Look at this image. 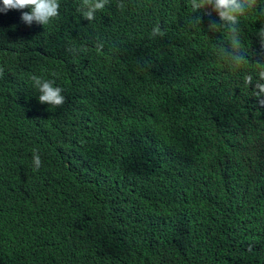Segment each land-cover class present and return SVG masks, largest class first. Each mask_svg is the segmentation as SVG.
Segmentation results:
<instances>
[{"label": "trees", "instance_id": "16d2710c", "mask_svg": "<svg viewBox=\"0 0 264 264\" xmlns=\"http://www.w3.org/2000/svg\"><path fill=\"white\" fill-rule=\"evenodd\" d=\"M59 3L45 27L0 13V264H264V110L243 79L264 0L241 19L239 71L190 0H109L93 21ZM31 75L64 105L40 104Z\"/></svg>", "mask_w": 264, "mask_h": 264}, {"label": "clouds", "instance_id": "9594fccd", "mask_svg": "<svg viewBox=\"0 0 264 264\" xmlns=\"http://www.w3.org/2000/svg\"><path fill=\"white\" fill-rule=\"evenodd\" d=\"M109 0H81L77 7L83 19L93 21L96 13L102 11L108 4ZM193 13L201 15L194 16L193 20L197 24H201L203 16L210 18L208 31L210 33L225 30L228 33L227 45L221 43L217 45L216 56L222 62H225L231 71H239L246 63L247 58L241 49L240 23L241 19L248 16L257 9L258 0H190ZM118 9H124L125 4L119 2ZM22 12L21 21L27 25L34 22L38 25L48 26L53 20L59 16L60 3L59 0H0V13H7L9 10H24ZM213 14H215L213 18ZM264 15V11L261 12ZM256 32L259 44L264 50V24ZM165 35L164 31L156 26L152 29L151 36L153 38ZM96 50L103 49V44L97 42ZM68 51L73 55H79L88 51L86 47L69 48ZM263 63L258 67L257 78L254 80L251 74L244 76L246 86H253V95L257 98L258 103L264 110V54ZM4 69L0 67V77L3 76ZM33 87L38 92V102L46 104L50 107H60L65 103V96L62 94L63 89L55 86L53 80L43 79L37 75L30 77ZM32 163L34 170H39L42 165L41 156L38 151L34 150L32 155Z\"/></svg>", "mask_w": 264, "mask_h": 264}]
</instances>
